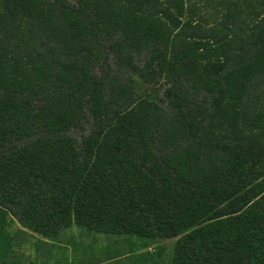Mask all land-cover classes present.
<instances>
[{"label": "trees", "instance_id": "obj_1", "mask_svg": "<svg viewBox=\"0 0 264 264\" xmlns=\"http://www.w3.org/2000/svg\"><path fill=\"white\" fill-rule=\"evenodd\" d=\"M0 208L264 264V0H0Z\"/></svg>", "mask_w": 264, "mask_h": 264}, {"label": "rangeland", "instance_id": "obj_2", "mask_svg": "<svg viewBox=\"0 0 264 264\" xmlns=\"http://www.w3.org/2000/svg\"><path fill=\"white\" fill-rule=\"evenodd\" d=\"M176 240L149 241L74 226L52 241L23 228L0 208V264H173Z\"/></svg>", "mask_w": 264, "mask_h": 264}]
</instances>
